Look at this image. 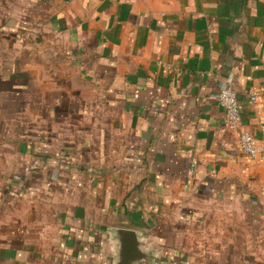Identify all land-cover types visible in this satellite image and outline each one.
<instances>
[{"label":"crops","instance_id":"1","mask_svg":"<svg viewBox=\"0 0 264 264\" xmlns=\"http://www.w3.org/2000/svg\"><path fill=\"white\" fill-rule=\"evenodd\" d=\"M226 86L264 147V0H0V264H264Z\"/></svg>","mask_w":264,"mask_h":264},{"label":"built area","instance_id":"2","mask_svg":"<svg viewBox=\"0 0 264 264\" xmlns=\"http://www.w3.org/2000/svg\"><path fill=\"white\" fill-rule=\"evenodd\" d=\"M255 101L256 97L254 96L252 102ZM219 104L225 111V127L238 132L243 153L251 160L264 162V147L259 146L255 137L244 128L238 97L233 87L226 86L222 88L219 94Z\"/></svg>","mask_w":264,"mask_h":264},{"label":"water","instance_id":"3","mask_svg":"<svg viewBox=\"0 0 264 264\" xmlns=\"http://www.w3.org/2000/svg\"><path fill=\"white\" fill-rule=\"evenodd\" d=\"M111 234L118 245L114 264H159L154 252L147 248L136 231L113 229Z\"/></svg>","mask_w":264,"mask_h":264}]
</instances>
